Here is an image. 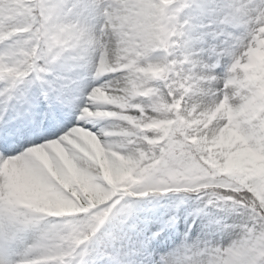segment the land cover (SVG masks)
Returning a JSON list of instances; mask_svg holds the SVG:
<instances>
[{
	"label": "snow or ice",
	"instance_id": "snow-or-ice-1",
	"mask_svg": "<svg viewBox=\"0 0 264 264\" xmlns=\"http://www.w3.org/2000/svg\"><path fill=\"white\" fill-rule=\"evenodd\" d=\"M0 264H264V0H0Z\"/></svg>",
	"mask_w": 264,
	"mask_h": 264
}]
</instances>
